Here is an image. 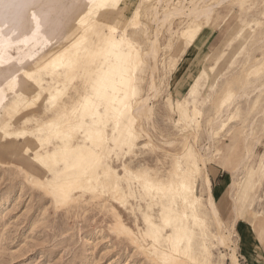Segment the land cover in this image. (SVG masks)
<instances>
[{
  "label": "rangeland",
  "instance_id": "1",
  "mask_svg": "<svg viewBox=\"0 0 264 264\" xmlns=\"http://www.w3.org/2000/svg\"><path fill=\"white\" fill-rule=\"evenodd\" d=\"M63 3L70 6V0ZM206 8H211L207 17L193 13ZM106 9L99 19L92 18L93 27L86 32L93 61L69 70L72 83L64 74L51 76L49 70L24 80L32 92L38 91L36 80H42L43 99L53 78L62 81L66 90L56 107L42 100L31 104L27 113L13 115L5 106L23 93L8 92L0 79L6 91L0 124L6 131L33 130L78 106L82 96L91 93L99 68L106 67V56L111 58L104 40L127 39L140 55L149 54L126 83L134 90V101L143 100L147 109L140 115L124 113L120 125L129 118L124 130L135 132L134 142L130 148L110 143L102 160L113 171L98 175L109 183L114 175L119 177L125 203L97 189H76L61 197L47 184L53 177L32 166L31 151L19 146L5 152L4 146L12 142L3 135L0 264H264V0H112ZM174 9L181 13H171ZM76 13L77 8H71L57 15L61 30L45 28V36L52 38L12 47L15 67L35 70L45 54L72 42L74 36L66 35L75 28ZM27 52L34 59L25 66L22 56ZM117 126L108 119L112 139L118 137ZM82 137L78 128L71 143H84ZM174 163L182 171L200 169L196 210L205 227L193 229L188 220L192 230L185 231L178 246L184 252L190 237L192 251L161 260L146 249L170 255V244L162 239L157 243L144 219L150 216L158 224L163 206L176 217L182 209L189 215L191 209L182 207L175 194L173 199L160 198L143 189L128 172L167 181L175 175ZM205 177L213 188L221 186L216 202L211 191L220 225L207 204ZM166 232L162 238L173 235L171 227ZM219 234L224 240L216 238Z\"/></svg>",
  "mask_w": 264,
  "mask_h": 264
},
{
  "label": "bare ground",
  "instance_id": "2",
  "mask_svg": "<svg viewBox=\"0 0 264 264\" xmlns=\"http://www.w3.org/2000/svg\"><path fill=\"white\" fill-rule=\"evenodd\" d=\"M110 1L112 0H70V6L67 7L63 3V0H0V79H2L7 85V91L14 93L24 91V80L27 78L29 80L33 77V74L38 73L39 71L49 70L48 72H50L51 76L60 77L62 74H68L69 70H73L74 67L79 69V66L83 61L84 63L93 61L90 59L95 54L93 51L94 49H90V45L88 44V37L90 36L87 37L86 35V32H90L92 29L93 22L88 20V17L93 14L94 10L106 6ZM71 8H77L81 20L78 21L80 33L73 43L69 47L64 48L50 57L43 66L35 71V73L27 72L24 69H17V67H15L17 57L12 55V47L15 49L19 44L27 47L32 42L36 44L38 37L45 34V28L47 26L50 24H59L57 21H52L50 17L57 14L59 11L67 14ZM83 9L84 11H82ZM180 11L181 10L174 9L171 13H181ZM195 11L193 13H196V15L198 13L207 17L211 8L201 10L195 9ZM196 28H194V30ZM156 35L158 36V34ZM44 38L49 39L45 36ZM104 45V48H108L109 51L119 50L120 48L126 49L125 55L123 52H113L111 54L120 62V65L122 64L123 66L129 64L128 73L130 77L133 76V72L136 71L139 63L142 62L144 58L149 57V54L144 57L141 56L136 48H134L133 43L124 38H107ZM17 50L20 49L17 48ZM98 53L101 54V51ZM30 59L31 55H26V53H24L22 56V64H25ZM120 72L121 70L118 65L110 71L115 78H118ZM20 74L23 76L22 79L20 78ZM65 78L70 82L74 80L73 76L67 77L66 75ZM56 80L57 79L54 80V78L51 80L54 84L47 93V98L43 99L42 96L37 95L39 98L37 97L35 100L32 96L24 95L21 96L20 100L14 101L6 106L14 115L20 114L22 111L23 114L27 113L29 109L28 107H30L31 104L36 105V103H39L42 100L48 103L50 107H56L58 101L64 96L66 90V86L61 83L62 81L58 82ZM109 80L112 79L108 74H104L100 78V85L96 88L97 90L94 93L95 101L92 104H89L91 99H88V101L82 102L78 105V108L76 107L70 113L62 111L59 116L44 122L33 130H18L7 133H4V131H2V133L0 132V137L6 135L12 142L4 146L5 152H14L19 146H22L27 152L31 151L32 155L30 161L32 166L38 167L42 172L53 177L52 180L47 181V184H50L61 197L68 196L76 189H97L98 191H103L110 197L115 198V201H118L120 204L125 203V196H123L122 191L117 184V180H119L118 176L114 175L110 183L106 182L107 180L105 181L104 179L103 181L98 177L100 172L108 174L113 171L111 170L109 172L108 165L106 163L107 166L103 164L102 155L108 150L110 143L114 144L115 147L117 145L120 147L125 146V148L131 147L136 134L133 130H124V128L129 126L130 121L128 119L127 125L123 126L124 123L120 125L121 118L127 110H132L140 115L147 109V106L144 105L143 100L134 101V90L131 86L126 84L128 80H115L112 89V101L114 100L118 103V108L112 109L116 111V115L118 116L114 120L115 125H119L114 128L118 137L112 139L106 133L107 118L106 120H102L96 127L86 124L85 118L92 114L93 110L97 108L99 100L105 96V87ZM112 81H114V79ZM41 82L43 81L41 80ZM41 82L39 81L35 84L38 90L37 92L42 88ZM64 82L65 81H63V83ZM50 83H48L49 86ZM125 84L128 87H126ZM2 88L3 87L0 85V109L6 102V91ZM76 111H81L80 118L75 117ZM78 128H82V133L84 135L82 138H84L85 141L82 144L74 145L71 143V137L77 133ZM141 132L144 133L143 131ZM20 141H22V143H20ZM106 156H108V154ZM174 167L175 175L167 181L152 180V178H148L146 174L143 175L139 171L128 172L135 181L139 182L143 189L155 192V195L159 194L160 198L165 196L173 199L172 195L175 194L178 196L176 197L180 199L182 207L185 205L191 209L189 215L186 214L187 211L185 212L184 209H182V212L176 217L169 216V213L175 212L174 210L162 205L163 211L161 210L162 212H160L161 216L158 224L152 221L150 216L144 219L146 227L149 230H153L152 235L156 237L157 243L162 239L164 242L167 241V243L170 244V255L157 251L154 247L145 248L149 255L158 257L161 260L171 259L173 254L175 255L178 253H185L187 255L192 251L193 240L190 237L186 242V247L183 250L184 252H181L180 247L178 246L181 237L184 234H188L185 233V231L192 230L191 226L188 225V220H191L192 228L195 227L196 229L198 227H205L204 220L198 215L196 210L199 198L196 196L195 190L196 181L201 174L200 169L194 167L191 172H187V170H180V167L177 164H175ZM209 185L210 183L208 179H206L204 181V186L209 188ZM207 202L210 207V212L218 225L219 220L210 195L208 196ZM169 227L173 229V235H167L165 238H162V236L166 235V231ZM216 238L224 240V237L220 234ZM204 245L205 242H203L201 246L203 247ZM231 257H234V255ZM235 258L236 257H234V259ZM234 261L237 262L236 259Z\"/></svg>",
  "mask_w": 264,
  "mask_h": 264
},
{
  "label": "crops",
  "instance_id": "3",
  "mask_svg": "<svg viewBox=\"0 0 264 264\" xmlns=\"http://www.w3.org/2000/svg\"><path fill=\"white\" fill-rule=\"evenodd\" d=\"M111 2V1H110ZM109 2V3H110ZM108 3V4H109ZM107 4V5H108ZM106 5V6H107ZM106 6L104 7V8H102V9H97V10H94L93 11V14L90 16V17H88V20H91L92 21V18H95V19H99L100 17H102L103 16V11H105V10H107L106 9ZM58 14H62V12H58L57 14H54L53 16H51L50 18H51V20L52 21H57V15ZM71 20V19H70ZM78 21H81L80 20V16L78 15V12L76 13V18L73 20V23L75 24V28H73L72 30H71V32L69 33V34H67L66 35V37H69V36H74V38H73V41L75 40V38L78 36V34L80 33V30H79V25H78ZM58 22V21H57ZM50 26H51V28L53 29V28H55V30L56 29H58V30H61V23L59 22V24L58 25H52V24H50ZM54 31V30H53ZM45 36V34L44 35H42L41 37H44ZM201 36V33H199V35H197V37L195 38V40L196 39H198L199 37ZM45 37H48V38H52L53 36H52V34H47ZM121 38V37H120ZM46 39V38H45ZM115 39V38H114ZM107 40V39H106ZM106 40H104V42L106 41ZM194 40V41H195ZM73 41L72 42H70L69 44H67L66 46H64V47H61V48H58L57 50H55V51H52V52H50V53H47V54H45L44 56H45V58H44V60H43V62L35 69V70H25V71H27V72H34L35 73V71L37 70V69H39L41 66H43L45 63H46V61L50 58V57H52L53 55H55L56 53H58L59 51H61V50H63L64 48H66V47H69L72 43H73ZM113 52H115V53H119V52H123V54L125 55L126 54V49H124V48H120L119 50H114V51H109V50H107V53L110 55L109 57H111V58H108V56H106V60H105V63H106V67H100L99 68V72H98V74H97V76H96V79L94 80L95 81V83L91 86V93L90 94H85L84 96H82V100L80 101V103L79 104H81L82 102H86V101H88V99H91V102L89 103V104H92L94 101H95V95H94V93H95V91L97 90L96 88H98L99 87V85H100V78L104 75V74H108V75H110L111 76V79L113 80L114 79V81H112V80H109V81H107V83H106V87H105V91H106V94H105V96L104 97H102L100 100H99V104H98V106H97V108L95 109V110H93V112H92V114H90L88 117H86L85 118V122H86V124H90V125H92V126H94V127H96V126H98L99 125V123L102 121V120H106V118H107V120H106V128H107V122H108V119H113V121L118 117L117 115H116V111H114V109H112V108H118V103L117 102H113L112 101V94H113V92H112V89H113V87H114V83H115V80H117V81H122V80H128V78L130 77V75H129V73H128V70H129V65H123L122 66V64L120 65L119 63V61H117L114 57H113V55L111 54V53H113ZM26 55H31V59L30 60H28L24 65L26 66V65H28L33 59H34V57H33V55H32V53H30V52H27L26 53ZM146 55H148V54H146ZM145 55V56H146ZM142 56V55H141ZM143 57H144V55H143ZM119 66V69L121 70V72H120V75L118 76V78H115L111 73H110V71L115 67V66ZM41 82V80H36V82L35 83H38V82ZM119 85V84H118ZM50 91V89L48 90V92ZM14 93V92H13ZM22 96H24V95H29V96H32V97H34V99L36 100L37 99V95H39V96H41V94L39 93V92H32L31 91V89L30 88H28V87H26L25 86V89H24V91H22ZM39 98V97H38ZM14 102V101H13ZM59 102V101H58ZM12 103V102H11ZM10 104V103H9ZM103 105V107H104V112L103 113H101L100 112V108H101V106ZM4 107V105L1 107V109ZM7 109H8V107L7 106H5ZM77 108L79 107V106H76ZM76 107H74V108H72V109H70V110H68V111H64V112H66V113H70L71 111H73V109H75ZM111 107V108H110ZM52 108V107H51ZM117 110V109H116ZM8 111H10L9 109H8ZM11 112V111H10ZM61 113V112H60ZM60 113L57 115V116H59L60 115ZM14 115V114H13ZM56 116V117H57ZM75 117L76 118H80L81 117V111H76L75 112ZM88 118H90V121L88 122L87 121V119ZM51 119H53V118H51ZM51 119H49V120H51ZM129 119V118H128ZM128 119H127V121L126 122H124V125L123 126H126L127 125V123H128ZM48 121V120H47ZM44 122H46V121H44ZM43 122V123H44ZM115 122V121H114ZM42 123V124H43ZM6 125L4 124V125H1L0 124V132L2 133V131H4V133H7V132H13V131H6ZM14 131H18V130H14ZM106 133H107V130H106ZM220 176H222V175H218L217 176V178H220ZM206 179H208V181H209V183H210V185H209V188H207L206 186H204L205 187V191H206V194H207V201H208V196L210 195L211 196V198H212V201H213V204H214V207H215V210L217 209V207H216V205H215V203H214V198H213V195H214V197H215V202H216V199H218V195H219V193H220V185L219 186H217L216 188H213V185H212V182H211V179L210 178H208V177H205L204 179H203V184H204V181L206 180ZM223 183V182H222ZM211 191H212V193H213V195H212V193H211ZM207 204H208V202H207ZM217 211H218V209H217ZM216 215H217V212H216ZM234 222H236L235 221V219H234Z\"/></svg>",
  "mask_w": 264,
  "mask_h": 264
}]
</instances>
